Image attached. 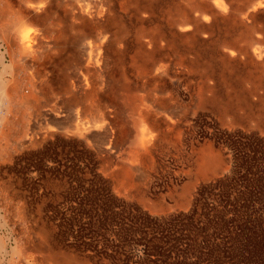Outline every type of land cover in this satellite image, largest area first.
I'll list each match as a JSON object with an SVG mask.
<instances>
[{
    "label": "rangeland",
    "instance_id": "1",
    "mask_svg": "<svg viewBox=\"0 0 264 264\" xmlns=\"http://www.w3.org/2000/svg\"><path fill=\"white\" fill-rule=\"evenodd\" d=\"M206 1H185L203 32L180 39L181 75L172 63L160 79L181 99V122L154 118L156 139L131 174L125 167L136 151L137 117L123 95L136 94L137 79L129 59L127 66L116 59L111 70L108 92L119 107L113 127L121 136L111 154L67 141L58 129L54 140L35 141L3 168L2 233L27 247L30 264H264V59L254 57L264 45V11L242 24L257 0H231L228 18L204 14ZM172 3L133 0L131 19L123 18L128 37L143 22L174 34L166 12ZM166 46L174 61L176 47ZM232 48L234 56L224 52ZM103 97L75 108L80 122L104 112ZM43 122L32 118L30 134Z\"/></svg>",
    "mask_w": 264,
    "mask_h": 264
},
{
    "label": "bare ground",
    "instance_id": "2",
    "mask_svg": "<svg viewBox=\"0 0 264 264\" xmlns=\"http://www.w3.org/2000/svg\"><path fill=\"white\" fill-rule=\"evenodd\" d=\"M172 1L166 12L174 34L163 36L143 22L140 30L128 37L125 24L131 19L128 5L133 0H0V264H16L15 260L30 264L32 260H27L24 244L13 245L11 238L2 233L8 228L3 215L7 211L3 168L35 141L54 140L58 129L66 131L67 141H84L98 152L104 148L105 153L111 154L121 138L113 127V116L118 114L119 107H115L117 100L108 92L116 59L125 66L129 59L137 79L136 94L123 95L126 104L136 107L133 109L137 117L133 124L135 136L130 141L136 151L129 158L131 164L125 167L126 174H131L135 164L138 167L156 139L155 117L163 116L174 127L180 124L181 99L164 87L160 79L169 74L172 63L176 77L181 75L180 39L186 38L187 33L196 37L203 29L194 7L188 8L186 0ZM230 2L208 0L203 12L228 18ZM258 11H264V0L252 4L240 17L241 23L254 19ZM166 45L176 47L174 61L164 55ZM230 50L224 52L234 56L236 50ZM128 51L134 53L129 55ZM254 57L264 59V45L258 47ZM102 96L107 99L104 112L97 110L93 120L80 122L75 108L97 105ZM36 117L44 118L41 125L45 127L39 125L37 134L32 135L31 119ZM151 119L152 127L148 123Z\"/></svg>",
    "mask_w": 264,
    "mask_h": 264
}]
</instances>
